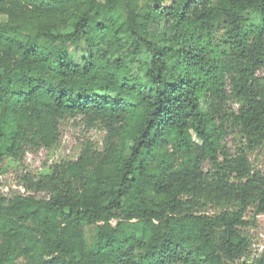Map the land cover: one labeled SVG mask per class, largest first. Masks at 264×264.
<instances>
[{"label":"trees","instance_id":"obj_1","mask_svg":"<svg viewBox=\"0 0 264 264\" xmlns=\"http://www.w3.org/2000/svg\"><path fill=\"white\" fill-rule=\"evenodd\" d=\"M263 147L264 0H0V264H264Z\"/></svg>","mask_w":264,"mask_h":264},{"label":"rangeland","instance_id":"obj_2","mask_svg":"<svg viewBox=\"0 0 264 264\" xmlns=\"http://www.w3.org/2000/svg\"><path fill=\"white\" fill-rule=\"evenodd\" d=\"M83 49L85 48L82 45L77 48L69 47L70 52L75 55V61L80 60V56L84 54ZM104 137L105 132L98 127L86 128L83 123L74 124L71 120L65 121L61 125V140L58 146L52 150L41 149L36 153H27L24 165L28 171L38 173L61 159H74L79 152L81 144L86 140L101 146ZM236 140V134H231L226 140L227 147L231 153L236 151ZM249 157L252 166L264 173V147L254 151ZM6 184L15 186V180L12 177L11 179L7 177V182H4V186ZM246 221L249 223L247 231L252 238L251 254L254 256L264 250V215L252 216V212H250L246 217ZM91 231L93 229L89 232Z\"/></svg>","mask_w":264,"mask_h":264}]
</instances>
